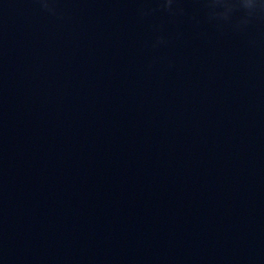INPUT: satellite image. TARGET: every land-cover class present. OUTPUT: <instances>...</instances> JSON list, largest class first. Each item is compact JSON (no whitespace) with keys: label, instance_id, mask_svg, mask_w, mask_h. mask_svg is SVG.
I'll return each mask as SVG.
<instances>
[{"label":"clouds","instance_id":"clouds-1","mask_svg":"<svg viewBox=\"0 0 264 264\" xmlns=\"http://www.w3.org/2000/svg\"><path fill=\"white\" fill-rule=\"evenodd\" d=\"M216 2H219V0H213V4H212V6H214V4H215ZM260 7H261V9H264V4H261ZM246 9H247V8H246Z\"/></svg>","mask_w":264,"mask_h":264}]
</instances>
